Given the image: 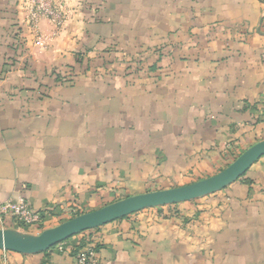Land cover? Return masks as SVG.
Instances as JSON below:
<instances>
[{"label":"crops","instance_id":"1","mask_svg":"<svg viewBox=\"0 0 264 264\" xmlns=\"http://www.w3.org/2000/svg\"><path fill=\"white\" fill-rule=\"evenodd\" d=\"M23 1L0 0V203L38 213L29 231L210 177L264 140V0H53L65 23L44 49L53 25L31 28ZM89 248L91 264H264V156L215 194L0 264Z\"/></svg>","mask_w":264,"mask_h":264},{"label":"water","instance_id":"2","mask_svg":"<svg viewBox=\"0 0 264 264\" xmlns=\"http://www.w3.org/2000/svg\"><path fill=\"white\" fill-rule=\"evenodd\" d=\"M263 156L264 140H261L243 151L223 170L189 185L129 196L78 215L37 235L14 229H0V250L22 255L44 253L83 232L100 228L145 209L190 202L215 194L238 181Z\"/></svg>","mask_w":264,"mask_h":264},{"label":"built area","instance_id":"3","mask_svg":"<svg viewBox=\"0 0 264 264\" xmlns=\"http://www.w3.org/2000/svg\"><path fill=\"white\" fill-rule=\"evenodd\" d=\"M22 6L25 19L31 28H35L40 19H46L53 25L54 31L50 38L37 36V47L46 48L51 38L58 36L63 29L65 19L61 8L53 0H24ZM40 224L38 213L32 211L24 200L0 203V229L13 228L25 232L38 229ZM93 254L91 248L78 252L77 264H91Z\"/></svg>","mask_w":264,"mask_h":264},{"label":"trees","instance_id":"4","mask_svg":"<svg viewBox=\"0 0 264 264\" xmlns=\"http://www.w3.org/2000/svg\"><path fill=\"white\" fill-rule=\"evenodd\" d=\"M241 154V153H240ZM240 154H238L234 159H233V161L240 155ZM230 164V163H229ZM228 164V165H229ZM227 165V166H228ZM226 166V167H227ZM225 167V168H226ZM245 175H243L241 178H243ZM240 178V179H241ZM81 214H83V213H80V214H78V215H81ZM78 215H76V216H78ZM125 218H127V217H125ZM124 219V218H123ZM98 229V228H97ZM94 230H96V229H94ZM90 231H93V230H89V231H86V232H83V233H81V234H79L80 236H82V235H84V236H86V233H88V232H90ZM79 235H77V236H79ZM76 237V236H75ZM74 237H72V238H70V239H68V240H66V241H64L63 243H66V242H68V241H70L71 239H73ZM84 239V238H83ZM82 239V241L80 242V244L77 246V250L78 249H81L82 247H84L85 246V244H86V241L85 240H83Z\"/></svg>","mask_w":264,"mask_h":264},{"label":"rangeland","instance_id":"5","mask_svg":"<svg viewBox=\"0 0 264 264\" xmlns=\"http://www.w3.org/2000/svg\"><path fill=\"white\" fill-rule=\"evenodd\" d=\"M223 170V169H222ZM221 171V170H220ZM219 171H216V173H218ZM215 172L213 173V175L216 174ZM165 207V206H164ZM133 215V214H132ZM70 220V219H69ZM63 223V222H62ZM61 224V223H60ZM59 225V224H58ZM43 230L39 229V230H36V231H23L24 233H29V234H33V235H37L39 233H41Z\"/></svg>","mask_w":264,"mask_h":264}]
</instances>
